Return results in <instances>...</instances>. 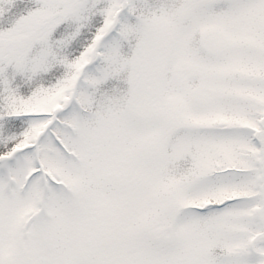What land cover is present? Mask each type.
<instances>
[{
  "label": "snow or ice",
  "instance_id": "snow-or-ice-1",
  "mask_svg": "<svg viewBox=\"0 0 264 264\" xmlns=\"http://www.w3.org/2000/svg\"><path fill=\"white\" fill-rule=\"evenodd\" d=\"M0 264H264V0H0Z\"/></svg>",
  "mask_w": 264,
  "mask_h": 264
}]
</instances>
